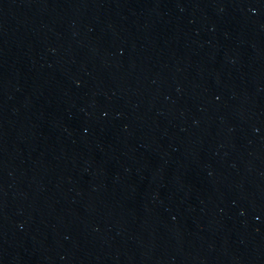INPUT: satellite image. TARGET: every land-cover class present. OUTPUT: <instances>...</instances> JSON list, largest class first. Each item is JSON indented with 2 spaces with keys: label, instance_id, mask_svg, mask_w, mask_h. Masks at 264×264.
I'll return each instance as SVG.
<instances>
[{
  "label": "water",
  "instance_id": "95a60500",
  "mask_svg": "<svg viewBox=\"0 0 264 264\" xmlns=\"http://www.w3.org/2000/svg\"><path fill=\"white\" fill-rule=\"evenodd\" d=\"M0 264H264V0H0Z\"/></svg>",
  "mask_w": 264,
  "mask_h": 264
}]
</instances>
